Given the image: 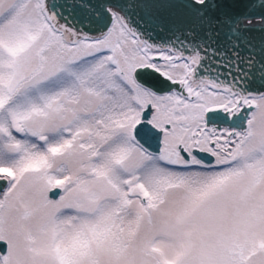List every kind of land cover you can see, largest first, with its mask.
<instances>
[{"label":"snow or ice","instance_id":"snow-or-ice-1","mask_svg":"<svg viewBox=\"0 0 264 264\" xmlns=\"http://www.w3.org/2000/svg\"><path fill=\"white\" fill-rule=\"evenodd\" d=\"M0 264H264V0H0Z\"/></svg>","mask_w":264,"mask_h":264}]
</instances>
